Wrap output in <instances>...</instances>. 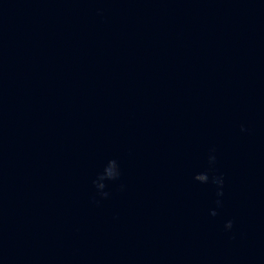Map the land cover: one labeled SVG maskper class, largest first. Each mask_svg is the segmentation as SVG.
Returning a JSON list of instances; mask_svg holds the SVG:
<instances>
[{
    "label": "water",
    "instance_id": "95a60500",
    "mask_svg": "<svg viewBox=\"0 0 264 264\" xmlns=\"http://www.w3.org/2000/svg\"><path fill=\"white\" fill-rule=\"evenodd\" d=\"M0 264H264V0H0Z\"/></svg>",
    "mask_w": 264,
    "mask_h": 264
},
{
    "label": "clouds",
    "instance_id": "9594fccd",
    "mask_svg": "<svg viewBox=\"0 0 264 264\" xmlns=\"http://www.w3.org/2000/svg\"><path fill=\"white\" fill-rule=\"evenodd\" d=\"M113 179H114V178H113ZM105 195H106V194H105ZM213 215H215V213H213ZM226 227H227V228H231V227H232V222L229 221V222L227 223Z\"/></svg>",
    "mask_w": 264,
    "mask_h": 264
}]
</instances>
